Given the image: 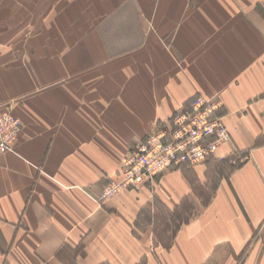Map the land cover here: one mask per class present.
Masks as SVG:
<instances>
[{
	"label": "crops",
	"instance_id": "crops-1",
	"mask_svg": "<svg viewBox=\"0 0 264 264\" xmlns=\"http://www.w3.org/2000/svg\"><path fill=\"white\" fill-rule=\"evenodd\" d=\"M195 94L222 104L217 151L245 161L204 202L181 169L155 196L99 202L122 156ZM7 105L22 130L0 153V264H264V0H0ZM192 199L170 241L153 208L139 228L145 206Z\"/></svg>",
	"mask_w": 264,
	"mask_h": 264
},
{
	"label": "rangeland",
	"instance_id": "rangeland-1",
	"mask_svg": "<svg viewBox=\"0 0 264 264\" xmlns=\"http://www.w3.org/2000/svg\"><path fill=\"white\" fill-rule=\"evenodd\" d=\"M194 100L196 101L194 102ZM221 107L222 104L219 100L209 99L202 94H195L189 98L183 107L172 113L166 123L157 126L155 130L147 134L122 156L116 174L109 177L106 183L102 185L100 192L97 195L98 201L103 202L105 199L114 198L116 196H147V193L148 195L152 194V196H155L154 184H158L165 173L171 171V169L175 171H180L181 169L184 175L189 176L194 184L196 195L203 196V202L207 201L206 198L210 196L213 191H215L214 189L218 184L220 185L219 178L225 173V167L237 166L244 162L245 158L249 155V153L245 154L241 152L221 155L217 151L218 149L221 150V148H223L224 145L231 140L227 126L223 122V116H221L223 115V112L220 110ZM5 108H8L10 112L16 116L10 106L7 105ZM185 111L191 114L194 113L190 124H193L198 128H195L198 139H203L204 132L206 131L205 124L207 125L213 121V125L209 126L208 129H213L212 131L214 136H208V139L215 143V151L204 161L197 164L181 163L175 165V163H171V166H169L167 165L169 163V156L165 150V141H167V131L165 130H168V128H174L176 116ZM19 122L20 131L12 146L5 152L11 151L17 145L22 130L21 120ZM176 123L183 126V117H179ZM222 127H224L226 134L222 131ZM148 137L152 138L148 140L144 147L141 148V154H134L133 150H135L141 143L145 142ZM129 162L131 166H136V170H140L139 172L142 176L139 178L134 177V169L128 165ZM124 166L127 168V172L125 174H123ZM196 166L205 170V180L207 179L206 186L199 182L197 173L193 175V172L195 171L188 173V171L191 170L183 169L193 168ZM161 168H164V171L159 173ZM144 172H155L156 174L150 180L145 181L146 178L143 175ZM184 204L185 206L180 207L178 212H172L165 209L160 202H156L150 206H145L142 209L144 216L141 218V226L139 225V228H143L145 226L150 227L149 223H153V216L148 213V211L153 208L157 212V217L153 218L155 224V235L159 240H162L163 237L164 242L170 241L176 230L179 228L178 226L180 224L182 225L187 223L189 219L193 218L199 211V208L197 209L199 205L194 199H192V201L188 200L187 202H184ZM205 206L206 204L204 207ZM60 256L62 260H68V262H70L69 259L73 258L68 251H66L64 255L61 254Z\"/></svg>",
	"mask_w": 264,
	"mask_h": 264
},
{
	"label": "built area",
	"instance_id": "built-area-1",
	"mask_svg": "<svg viewBox=\"0 0 264 264\" xmlns=\"http://www.w3.org/2000/svg\"><path fill=\"white\" fill-rule=\"evenodd\" d=\"M195 101L196 100H194V102ZM193 114L194 113L191 114L186 111L181 113L176 116L174 128H168V130H165L167 131L165 150L169 156V163L167 164L169 166H171V163H175V165L181 163L197 164L204 161L215 151V143L208 139V136H214L213 129H208L209 126L213 125V121L207 125L205 124L206 131L204 132L203 139H198L195 130L197 127L190 124L193 119ZM179 117H183L184 119L183 126L176 123ZM19 121L20 120L14 116L8 108H0V153L7 151L14 143L20 131ZM222 131L226 134L224 127H222ZM151 138L152 137H148L145 142L141 143L135 150H133V153L136 155L141 154V148L144 147ZM128 165H130V162ZM131 168L134 169V177L139 178L142 176L139 172L140 170H136V166H131ZM162 171H164V168H161L159 173ZM123 172V174L127 172L125 166ZM155 174V172H144L143 175L146 178L145 181L150 180Z\"/></svg>",
	"mask_w": 264,
	"mask_h": 264
},
{
	"label": "trees",
	"instance_id": "trees-1",
	"mask_svg": "<svg viewBox=\"0 0 264 264\" xmlns=\"http://www.w3.org/2000/svg\"><path fill=\"white\" fill-rule=\"evenodd\" d=\"M189 218V217H188Z\"/></svg>",
	"mask_w": 264,
	"mask_h": 264
}]
</instances>
